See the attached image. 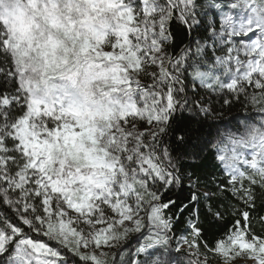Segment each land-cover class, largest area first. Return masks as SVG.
I'll list each match as a JSON object with an SVG mask.
<instances>
[{
  "label": "snow or ice",
  "instance_id": "1",
  "mask_svg": "<svg viewBox=\"0 0 264 264\" xmlns=\"http://www.w3.org/2000/svg\"><path fill=\"white\" fill-rule=\"evenodd\" d=\"M0 264H264V0H0Z\"/></svg>",
  "mask_w": 264,
  "mask_h": 264
},
{
  "label": "trees",
  "instance_id": "2",
  "mask_svg": "<svg viewBox=\"0 0 264 264\" xmlns=\"http://www.w3.org/2000/svg\"><path fill=\"white\" fill-rule=\"evenodd\" d=\"M231 115H232L231 113H227V112H226V113L224 114V118H225L226 120H227V119H230V118H231Z\"/></svg>",
  "mask_w": 264,
  "mask_h": 264
},
{
  "label": "rangeland",
  "instance_id": "3",
  "mask_svg": "<svg viewBox=\"0 0 264 264\" xmlns=\"http://www.w3.org/2000/svg\"><path fill=\"white\" fill-rule=\"evenodd\" d=\"M133 243H134V241H133Z\"/></svg>",
  "mask_w": 264,
  "mask_h": 264
}]
</instances>
